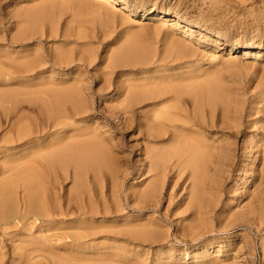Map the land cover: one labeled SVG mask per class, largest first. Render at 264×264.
Returning a JSON list of instances; mask_svg holds the SVG:
<instances>
[{"label": "rangeland", "instance_id": "374dc122", "mask_svg": "<svg viewBox=\"0 0 264 264\" xmlns=\"http://www.w3.org/2000/svg\"><path fill=\"white\" fill-rule=\"evenodd\" d=\"M164 16L179 25L163 23ZM196 86L211 91L213 111L206 98L186 94ZM129 94H136L130 123L119 112ZM165 103L181 112L174 115L179 127L173 134L153 125L159 136L151 137L147 125L163 117ZM7 108L13 122L59 124L38 143L1 148L0 169L21 151L68 138L87 144L75 146L87 173L79 203L75 170L53 171L65 177L56 191L50 187L51 197H74L63 215L0 224L1 264H264V0H0V143L12 134ZM93 142L99 153L109 150L102 170L91 165L104 157ZM173 148L181 164L175 169L177 158L168 160L163 194L147 198L156 182L147 154ZM1 174L0 181L9 178ZM22 189L12 197L23 213Z\"/></svg>", "mask_w": 264, "mask_h": 264}, {"label": "bare ground", "instance_id": "6f19581e", "mask_svg": "<svg viewBox=\"0 0 264 264\" xmlns=\"http://www.w3.org/2000/svg\"><path fill=\"white\" fill-rule=\"evenodd\" d=\"M100 1H106V0H100ZM109 3H115L116 2V0H107ZM115 7V6H114ZM122 9H128L129 10V7L127 8V6H122ZM126 11V10H125ZM179 18V17H178ZM162 19V22L163 23H170V24H172V25H179V20L177 19V18H173V17H169V16H164L163 18H161ZM23 34V33H22ZM21 34V36H24V35H22ZM20 36V37H21ZM17 37V36H16ZM39 62V61H38ZM27 65V64H26ZM29 65V64H28ZM26 67H28V66H26ZM193 82V81H192ZM201 82V81H200ZM208 83V82H207ZM192 84V83H191ZM190 84V85H191ZM215 84H217V83H215ZM193 85V84H192ZM194 85H195V82H194ZM208 85V84H207ZM218 85V84H217ZM186 86H189V85H187L186 84ZM215 87H216V85H215ZM219 87V86H218ZM66 90V89H65ZM221 90V89H220ZM219 90V91H220ZM54 92V91H53ZM66 92H68V91H66ZM133 92V91H132ZM149 92V91H148ZM55 93H56V91H55ZM54 93V94H55ZM58 93V92H57ZM134 93V92H133ZM132 93V94H133ZM138 93V92H137ZM141 93V92H140ZM169 93L170 92H158V93H156L155 95H154V97H156V98H162V97H165L166 95H169ZM174 93V97H178V95L179 94H176V92H173ZM53 94V95H54ZM150 94V93H149ZM148 94V95H149ZM181 94H184L183 92H181L180 93V95ZM186 94H189V95H191L195 100H200V99H202V101L204 100V98H206V101H203L204 103H206V105L207 106H210L211 107V110H212V106H215L216 105V103H215V101L213 100V98H211V91L208 89V88H204L203 86L201 87V86H196V87H194L192 90H189L188 92H186ZM5 95V94H4ZM51 95V94H50ZM52 95V96H53ZM153 95V94H152ZM214 95V94H213ZM222 95H223V93H222ZM7 96V95H6ZM51 96V97H52ZM58 96V95H57ZM57 96H55V97H57ZM63 96V95H62ZM68 96V95H67ZM54 97V96H53ZM136 97V94L135 95H130L129 94V99L126 101V105H123L119 110V112H121V118L123 119V120H126L125 122H127V121H129V123H130V120L132 119V117H133V114H134V111H133V103H134V101H136V99H134ZM171 97V96H170ZM173 97V96H172ZM2 98H6L5 96H3L2 95V97H1V103H2ZM57 99H58V97H57ZM168 99V98H167ZM173 99V98H172ZM172 99H170V100H172ZM163 100V99H162ZM224 100H225V98H224ZM159 101V100H158ZM161 101V100H160ZM173 101H174V99H173ZM152 102V101H151ZM164 102V101H163ZM169 102V101H168ZM171 102V101H170ZM225 102V101H224ZM3 103H4V101H3ZM2 103V104H3ZM193 103V102H192ZM164 104V103H163ZM163 104H161V108H162V105ZM180 104V103H179ZM218 104V103H217ZM158 105V104H157ZM168 105H169V103H168ZM226 105V104H225ZM118 106V105H117ZM165 106H166V103H165ZM164 106V107H165ZM201 106H203V105H201ZM1 107H2V105H1ZM5 107V106H4ZM157 107V106H156ZM187 107V106H186ZM224 107V106H223ZM6 108V107H5ZM4 108V110H6ZM166 108H168L167 106H166ZM166 108H164V109H166ZM215 108V107H214ZM225 108V107H224ZM7 109H9V108H7ZM163 109V108H162ZM215 109H217V108H215ZM229 109V108H228ZM3 112H4V114L7 116V121H9V123H10V121H12V116L10 117V115L12 114L11 113V109H9V111L8 112H5L3 109H1ZM159 110V108H156V113H157V111ZM188 110V109H187ZM214 110V109H213ZM212 110V111H213ZM151 111V110H150ZM155 111V110H154ZM179 110H177V107L176 106H172V107H169L168 109H167V111L165 110V113L163 114H161V115H163V117L161 116V118H156L155 120L156 121H152L151 122V124H149V125H147V129H148V131H149V136H151V137H157V136H159V134H157L156 132H154V130H153V127L155 126V125H159V126H166L167 128H171V129H173L174 130V132H173V134H175L176 132L175 131H177V129H178V125H176L175 123H174V120L176 119L175 118V116L177 115V113H179L178 112ZM229 111V110H228ZM161 112V111H160ZM188 112V111H187ZM222 112V111H221ZM225 112V111H224ZM7 113V114H6ZM148 113V112H147ZM152 113H154V112H152ZM181 113V112H180ZM203 113V112H202ZM223 113V112H222ZM194 114V113H193ZM200 114V113H199ZM175 115V116H174ZM203 115V114H202ZM209 115V114H208ZM223 115H224V113H223ZM157 116H159V115H157ZM181 116V115H180ZM199 116V115H198ZM173 117H174V119H173ZM178 117V116H177ZM189 118L188 119H190V116H188ZM196 117V116H195ZM182 118V117H181ZM199 118V117H198ZM51 119V118H50ZM53 119V118H52ZM47 120V121H41V122H34V121H32V120H30L27 124H21V119L19 120L18 119V121H12L11 123H10V125H11V136H9V137H6L5 139H4V141H3V139H2V143H0V145L1 144H4L3 146H0V150H1V148H3V150H8V151H14V150H16V149H19V148H21V147H23L25 144H28V143H33V142H35V143H38V141L41 139V137L39 136V135H41L42 133H44L45 131L47 132V128H49V127H51V125H53V126H57L58 124H59V122H56V123H54V121L53 120ZM150 119V118H149ZM178 119V118H177ZM186 119V118H185ZM179 120V119H178ZM183 120H184V118H183ZM191 120V119H190ZM199 120V119H198ZM201 120V119H200ZM176 121V120H175ZM201 121H203V120H201ZM184 122H185V120H184ZM189 122V121H188ZM24 123V122H23ZM187 123V122H186ZM128 124V123H127ZM146 125V124H145ZM144 125V126H145ZM154 125V126H153ZM170 129V130H171ZM164 130V129H163ZM172 130V131H173ZM179 130H180V128H179ZM139 131V130H138ZM159 131V130H158ZM140 132V131H139ZM184 133H185V130L183 131ZM194 132V131H193ZM165 133V132H164ZM188 133V132H187ZM187 133H185V134H187ZM191 133V132H190ZM182 135H184V134H182ZM181 136V135H180ZM189 136V135H188ZM192 136V135H191ZM51 137V136H50ZM187 137V136H186ZM42 138H45V137H42ZM183 138H185V137H183ZM192 138V137H191ZM66 139H68V138H66ZM65 138H64V140L62 141V142H59V143H57V142H55L54 140H50L49 142H47V144L46 145H44L43 147H42V145H41V148L40 147H37V148H39V149H36V148H32L31 149V151H29L28 153H29V155L30 156H28V153H25V152H27V151H24V153L21 151L20 153H21V155L19 156V158L18 157H15L14 159H12V160H8L6 163H8L9 165H7L8 167L7 168H9V169H6V167H4L5 169H3L2 167H1V169H0V172L3 174V175H5L6 173L9 175L8 177L9 178H4V180H2V181H0V224H1V226L3 227V225L5 226V225H11L12 223H14L15 225H18L19 223V221H27V220H29V219H31V218H35L34 220H54L53 218H55L56 217V215H58V216H60V214H62L63 215V213H65V212H68L69 211V209H70V207H72L71 206V201L73 200V198L74 197H76V196H78V197H80L79 195H84V194H80V193H84V191L83 190H85L84 189V187H83V179H82V177L84 176V174H83V172L85 171V169H84V163H83V159L84 158H87V157H85V153H83V151L82 150H76V148L78 147V148H83V147H85L87 144H84V143H78V145L76 146V148H75V146L74 145H71V144H69L68 143V141L66 140ZM96 139V138H95ZM188 139V138H187ZM69 140V139H68ZM192 140V139H191ZM195 140V139H194ZM180 141V140H179ZM187 141V140H186ZM199 141V140H198ZM1 142V141H0ZM77 142V141H76ZM89 142V141H88ZM91 142V141H90ZM94 142H96L95 140H94ZM94 142H93V144H94ZM189 142V141H188ZM192 142V141H191ZM194 143H195V141H193ZM178 143V142H177ZM180 143V142H179ZM97 144V143H96ZM191 145H194V144H192V143H190ZM198 144H200V143H198ZM197 144V145H198ZM85 145V146H84ZM95 145V144H94ZM98 145V144H97ZM188 145V144H187ZM204 146L203 144H200V146ZM38 146V145H37ZM83 146V147H82ZM90 146H91V144H90ZM183 146H184V144H183ZM189 146V145H188ZM195 146V145H194ZM199 146V145H198ZM206 147H207V145H205ZM204 146V147H205ZM93 146H91L90 148H92ZM98 148L100 147L99 145L97 146ZM167 147V146H166ZM190 147V146H189ZM205 147V148H206ZM208 147H209V145H208ZM211 147V146H210ZM75 148V149H74ZM89 148V147H88ZM94 148H95V150H96V154H97V156L98 157H102V156H104V157H102V158H100V159H97L96 161H95V163H92L91 165H93V166H95V164H96V166L97 165H100V167L99 166H97L98 167V170H100L101 169V167H102V165H103V163L105 162V161H103L104 160V158L106 157V152L108 151V153H109V150H105L104 152L102 151V149H100L99 148V150L101 151L100 153L102 154H100L99 152H98V150H97V148H96V145L94 146ZM197 147L195 146V149H196ZM199 149H200V147H198ZM85 149H87V147H85ZM85 149H84V151H85ZM113 149V148H112ZM193 149V148H192ZM210 149V148H209ZM0 151V152H4V151ZM93 150V149H92ZM94 150V151H95ZM174 148L173 149H171L170 151H169V155H166V156H158V158H154L153 156H151L149 153L147 154L148 155V161H149V163H150V172H153L154 174H155V178H156V182L155 183H153L150 187H149V189H147V192H146V197L148 196V195H150V196H154V195H159V196H161L162 194H163V190H164V188H165V186H166V184L167 183H165V181H164V179H165V177H166V162L168 161V160H171V159H173V158H177V163L175 164V166H174V168L176 169V168H178V165L179 164H181V159H182V154L180 153V152H176V154L174 153V154H171V153H173L174 152ZM178 150V149H177ZM201 150H203V149H201ZM215 150H216V148H215ZM89 151V150H88ZM113 151V150H112ZM168 151V150H167ZM204 151V153L206 154V152H205V150H203ZM207 151V150H206ZM220 151V150H219ZM165 152V151H164ZM188 152V151H187ZM201 152V151H200ZM208 152H210V151H208ZM207 152V153H208ZM19 153V154H20ZM194 153V152H193ZM26 154H27V156H26ZM98 154H100V155H98ZM198 154H199V152H198ZM200 154H202L203 155V152L202 153H200ZM86 155H87V153H86ZM89 156H91L90 154H88ZM87 155V156H88ZM22 156V157H21ZM88 156V157H89ZM93 156L95 157V155L93 154ZM201 155H199V157H200ZM203 156H205V155H203ZM16 158L18 159V160H16ZM92 158V157H91ZM194 158H195V156H194ZM201 159L203 158L202 156L200 157ZM22 160V159H26V160H22V161H20V160ZM96 159V158H95ZM196 159H197V157H196ZM14 160H16V161H19V162H23V161H25V162H23L22 164H20L19 162H17V163H13L12 165L10 164V163H12V162H16V161H14ZM85 160H87V159H85ZM84 160V161H85ZM89 160V159H88ZM105 160H106V162H111L110 160H111V158H110V160H107L106 158H105ZM155 160H156V163H155ZM198 160V159H197ZM10 161H12V162H10ZM114 161V160H113ZM158 161V162H157ZM176 161V160H175ZM87 162V161H86ZM88 162H90V161H88ZM103 162V163H102ZM19 163V164H18ZM91 163V162H90ZM108 163V164H109ZM152 163H154V164H152ZM15 164V166H13ZM18 164V165H17ZM112 164V163H111ZM118 164V163H117ZM195 164V163H194ZM3 165V164H2ZM89 165V164H88ZM12 166V167H11ZM200 166H202V165H199V167ZM69 167H71L70 169H71V171H72V168L75 170V173H76V178H74L75 179V187H74V189H72V190H74V197H72V195H71V192L69 191L68 193V195H67V197H65V195H61V194H58L57 192H54V193H52L53 195V198L51 197V191H56V190H54V188H55V185L57 186V185H59V180H58V183H57V179H60V178H62L65 174H66V171H67V169L69 168ZM109 167V166H108ZM111 167V166H110ZM89 168V167H88ZM96 168V167H95ZM100 168V169H99ZM112 168V167H111ZM173 167H172V169H174ZM56 169H58V170H56ZM87 169V168H86ZM146 169H148V168H146ZM181 169V168H180ZM199 169V168H198ZM203 169V168H202ZM54 170H56V171H59V170H61L62 172H57L58 174L60 173H64V175L62 176V177H58V178H56V174L54 175L55 177H52V175L54 174L53 173V171ZM84 170V171H83ZM89 170V169H88ZM93 171H94V169H92ZM98 170H96V171H98ZM102 170V169H101ZM113 170V169H112ZM193 171H194V169H193ZM202 172V170H201V168H200V170H199V172ZM86 172V171H85ZM89 172V171H88ZM95 172V171H94ZM5 173V174H4ZM56 173V172H55ZM87 173V172H86ZM109 173H111V172H109ZM1 174V175H2ZM98 174V173H97ZM114 174V173H113ZM199 174H201V173H199ZM11 175V176H10ZM110 175H112V174H110ZM189 176V175H188ZM65 177V176H64ZM94 177V179H96V178H99L100 176H98V177H95V176H93ZM84 178V177H83ZM168 178V177H167ZM179 178H181V176L179 177ZM101 179V178H100ZM110 179V178H109ZM172 180V179H171ZM177 180V179H176ZM182 180V179H181ZM85 181V180H84ZM93 181H95V183H93V186H96L97 187V185L98 184H96V180H93ZM87 183V182H86ZM114 183V182H113ZM94 184H96V185H94ZM172 184V183H171ZM184 184V183H183ZM85 185V184H84ZM112 185V184H111ZM202 185V184H201ZM49 187V190H48V187ZM202 186H204V185H202ZM50 187H52L53 188V190H51L50 191V189H52V188H50ZM98 187H99V185H98ZM20 188H23L26 192H27V195L25 194V203L23 204L25 207H23L22 208V210L24 209V211H23V213H22V211L20 212V209H19V207H20V204H19V200H18V197L15 199L16 201H14V199H13V197H14V193L16 194V193H20L19 191V189ZM22 189V190H23ZM198 189H199V187H195V189H194V191H193V201L196 203L197 201H199L198 200V193H199V195H200V192H198ZM19 190V191H18ZM60 190V189H59ZM96 190H98V188L96 189ZM102 190V189H101ZM101 190H100V188H99V190L98 191H100L101 192ZM186 190V189H185ZM201 190V189H200ZM24 191V192H25ZM91 191V190H90ZM93 191V190H92ZM96 192L97 194H101L100 192ZM103 191V190H102ZM202 191V190H201ZM48 192H49V195H48ZM95 192V191H94ZM76 193V194H75ZM86 193V192H85ZM202 193V192H201ZM17 194V195H18ZM94 194V193H93ZM96 194V195H97ZM17 195H15V197L17 196ZM91 195V194H90ZM102 195H103V193H102ZM102 195H97V196H100L99 198H101L102 197ZM13 196V197H12ZM19 196V195H18ZM64 197V199H65V203H64V206H63V204L61 203L62 202V200H60L62 197ZM85 196H87L86 194H85ZM84 196V197H85ZM91 196H93V195H91ZM150 196H148L147 198H149ZM81 197H83V196H81ZM84 197H83V199H84ZM88 197V196H87ZM87 197H85V198H87ZM95 197V196H94ZM158 197V196H157ZM77 198V197H76ZM151 198V197H150ZM23 199V200H24ZM63 199V198H62ZM79 198H77V200L76 201H80V200H78ZM88 199V198H87ZM86 199V200H87ZM92 200V198L91 197H89V200ZM60 200V201H59ZM64 201V200H63ZM82 201V200H81ZM85 200H83L82 202H84ZM73 202V201H72ZM77 202V203H78ZM89 201H87V202H85L86 204L88 203ZM102 202V201H101ZM200 202V201H199ZM80 203V202H79ZM79 203L77 204V205H79ZM104 203V202H103ZM19 204V205H18ZM21 204V205H22ZM73 204V203H72ZM85 204V205H86ZM91 204H92V201H91ZM91 204H87V206H88V209H86V210H89V208H91V210H92V207L90 206ZM192 204V206L194 205L193 203H191ZM74 205H76V204H74ZM82 205V204H81ZM80 205V206H81ZM211 205V204H210ZM83 207H85V206H83ZM82 207V208H83ZM75 208V207H74ZM193 208H194V206H193ZM208 208V207H207ZM72 209V208H71ZM77 209V208H76ZM79 209V211L78 210H76L77 211V213L79 212V213H81L83 210H85V209H81V207H79L78 208ZM94 209V208H93ZM199 210H201V208H198ZM96 210V209H95ZM60 212H62V213H60ZM87 212H89V214H91L90 212H92V214H94L95 213V211H87ZM94 212V213H93ZM97 212V211H96ZM59 213V214H58ZM84 213H86V211H84L82 214H84ZM66 214H68V213H66ZM65 215V214H64ZM83 216H85V215H83ZM14 220L16 221V220H19L17 223L18 224H16L15 222H14ZM13 221V222H12ZM14 224H12V225H14ZM8 225V226H9ZM17 227V226H16ZM1 228V227H0ZM85 231V230H84ZM87 231L88 230H86V235L84 236V234L83 235H81V236H84V237H87V235H89V234H87ZM135 231V230H134ZM134 231H130L129 230V235H132L133 234V236H135L134 234L135 233H137V232H134ZM88 232H91V231H88ZM85 233V232H84ZM92 235H93V232H92ZM90 236H91V233H90ZM136 238V237H135ZM1 253V252H0ZM3 254H4V251H3ZM3 254L2 255H0L1 257H0V264L2 263V259H3ZM26 256V255H25ZM28 256H30L29 254H28ZM31 257V256H30ZM25 258H28V257H25ZM51 258V257H50ZM54 258H55V256H54ZM57 258V257H56ZM32 259V258H31ZM38 259V258H37ZM49 259V258H48ZM52 259H53V257H52ZM59 259V258H58ZM57 259V260H58ZM61 259V258H60ZM59 259V260H60ZM66 259V258H65ZM64 259V260H65ZM93 259V258H92ZM91 259V260H92ZM28 260V259H27ZM44 260H46L45 258H44ZM51 260V259H50ZM64 260H61L60 261V263L59 264H62L63 262H64ZM70 260H75V261H69V260H65L66 261V264H68V262L71 264V262H74V263H76V262H81L80 261V258H77V259H70ZM77 260H79V261H77ZM84 261H85V259H83ZM90 260V259H89ZM68 261V262H67ZM86 261H88V260H86ZM96 261V260H95ZM99 261V260H98ZM119 261V260H118ZM42 262H44V261H42ZM55 262V263H54ZM57 261H56V259H55V261L53 260L52 261V263L51 264H57L56 263ZM62 262V263H61ZM101 262V261H100ZM37 263V262H36ZM41 263V262H40ZM81 263H83V261L81 262ZM38 264V263H37ZM45 264V263H44ZM64 264H65V262H64ZM108 264V263H107Z\"/></svg>", "mask_w": 264, "mask_h": 264}]
</instances>
